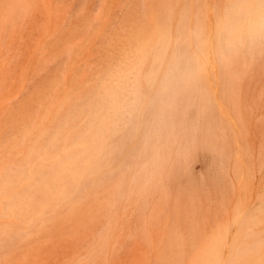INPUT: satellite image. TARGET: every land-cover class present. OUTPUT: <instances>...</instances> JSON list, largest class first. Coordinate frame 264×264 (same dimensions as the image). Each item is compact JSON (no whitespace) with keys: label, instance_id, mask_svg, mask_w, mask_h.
I'll list each match as a JSON object with an SVG mask.
<instances>
[{"label":"rangeland","instance_id":"obj_1","mask_svg":"<svg viewBox=\"0 0 264 264\" xmlns=\"http://www.w3.org/2000/svg\"><path fill=\"white\" fill-rule=\"evenodd\" d=\"M0 1L1 179L2 172L28 167L25 154L38 128L64 98L71 104L62 114L75 111L101 78L124 65L142 41L151 40L155 28L171 26L172 38L179 41L183 14L187 22L181 34L198 54L197 23L202 21L203 33L213 38L228 0ZM199 56L198 62L206 60ZM244 58L236 68L242 79L234 77L229 91V78L216 60L200 82L215 103L208 118L219 125V139L203 133L198 148L197 143L188 146L190 151L174 145L167 173L144 190L132 181L137 167L128 166L123 152L114 162L125 160L116 177L101 187L89 185L80 202L76 197L66 205L51 203L45 225L11 246L0 241V264H195L212 245L223 246L228 264H264V210L255 213L264 200V53ZM249 60L254 67L250 62L247 69ZM177 102L194 124L206 127L205 117L197 120L187 100ZM55 125L53 118L50 134ZM124 134L123 147L140 143L136 135L125 144ZM1 205L0 197V213ZM0 219L1 228L10 229L8 220ZM233 244L249 252L250 260L243 252L230 260Z\"/></svg>","mask_w":264,"mask_h":264},{"label":"bare ground","instance_id":"obj_2","mask_svg":"<svg viewBox=\"0 0 264 264\" xmlns=\"http://www.w3.org/2000/svg\"><path fill=\"white\" fill-rule=\"evenodd\" d=\"M225 8L224 13L218 16V32L213 38L211 33V36L203 33L202 21L197 23V34L191 33V36H197L198 54L191 50V42L181 34L187 22V14H183L178 27L179 41L172 38L171 26L155 28L151 40L142 41L133 52L132 48L128 61L124 65L119 63L122 65L101 78V84L92 90L91 97L80 102L75 111L62 114V110L71 104V98L66 97L50 112L51 116L45 117L33 146L25 154L28 167L19 172H2L0 218H6L11 225L10 229L1 228L3 222L0 221L2 244L9 247L14 240L25 238L35 228L45 225L50 212L47 207L51 203L66 205L75 201L76 197V201L80 202L87 195L82 191L89 185L101 187L108 178L116 177L125 160L118 164L114 162L123 152L129 158L128 166L137 167L139 175L132 181L144 190L150 184L155 185L156 178H161L166 172L174 145L183 144L188 148L197 143L195 146L198 148L203 133L219 139V125L208 118L215 103L200 85L203 73L211 60L219 62L223 75L229 78L226 80L229 91L234 79L236 81L238 76L242 79L239 70L236 71L238 62L246 55L264 53V0H228ZM57 22H54L56 27L61 25ZM200 54L206 56L201 63L198 62ZM251 65L254 67L252 62ZM249 66L246 68H251ZM179 99L189 102L190 108L197 113V120L205 117V128H200L199 121L197 124L191 121L186 111L178 106ZM53 118L56 130L50 134L48 127ZM123 134L125 144L136 140V135H140L137 139L140 143L135 147H123ZM186 148L191 156V147L189 151ZM175 151L178 153H175L176 156L181 153L178 149ZM140 152L143 154L140 155ZM142 157L144 160L139 161ZM118 188L123 189V183L119 182ZM262 203L256 208V214L264 210V200ZM17 219L24 224L19 225ZM221 247L212 245L207 255H200L199 258L197 255L199 260L192 262L191 259V262L228 264L222 258ZM234 247L233 244L228 251L230 260H235L241 252L250 260L249 252Z\"/></svg>","mask_w":264,"mask_h":264}]
</instances>
